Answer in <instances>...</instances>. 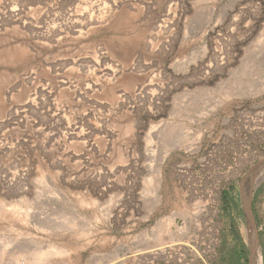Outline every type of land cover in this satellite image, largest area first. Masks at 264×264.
<instances>
[{"label": "rangeland", "instance_id": "374dc122", "mask_svg": "<svg viewBox=\"0 0 264 264\" xmlns=\"http://www.w3.org/2000/svg\"><path fill=\"white\" fill-rule=\"evenodd\" d=\"M231 226L264 264V0H0V264H216Z\"/></svg>", "mask_w": 264, "mask_h": 264}, {"label": "flooded vegetation", "instance_id": "af4514ba", "mask_svg": "<svg viewBox=\"0 0 264 264\" xmlns=\"http://www.w3.org/2000/svg\"><path fill=\"white\" fill-rule=\"evenodd\" d=\"M255 199L256 197L252 201ZM253 218L254 222L258 225L259 217L253 216ZM227 232L229 238L224 237L216 250V264H252V256L251 260L249 258L251 251L250 243L246 239V236L245 238H241L238 231L232 226L228 228ZM259 245L262 246L261 240Z\"/></svg>", "mask_w": 264, "mask_h": 264}, {"label": "bare ground", "instance_id": "6f19581e", "mask_svg": "<svg viewBox=\"0 0 264 264\" xmlns=\"http://www.w3.org/2000/svg\"><path fill=\"white\" fill-rule=\"evenodd\" d=\"M78 24H81V25H83L84 23H82V22H79ZM90 24H92V23H90ZM78 26V25H77ZM87 26H89V25H87ZM80 27V26H79ZM254 179H252L253 181H251V183L252 182H257V181H259V178L256 176H254L253 177ZM248 192V191H247ZM250 232V231H249ZM249 232L247 233V234H249ZM252 235H253V233H252ZM250 238V237H249ZM255 240V239H254ZM248 242L250 243V248H251V256H252V264H261V262H260V257H259V251H258V249H257V246L253 243V241L251 242L250 241V239L248 240ZM56 253V250L55 251H53V250H50V251H48L47 253H40V252H37L34 256H35V258H34V260L36 261V260H38V259H40L44 254L47 256V255H53V254H55ZM34 264H37V262L35 263L34 262Z\"/></svg>", "mask_w": 264, "mask_h": 264}, {"label": "water", "instance_id": "95a60500", "mask_svg": "<svg viewBox=\"0 0 264 264\" xmlns=\"http://www.w3.org/2000/svg\"><path fill=\"white\" fill-rule=\"evenodd\" d=\"M246 211H247V213H248V216H250L249 206H247ZM249 220H250V217H249ZM250 222H251L252 226H254V225H253V220H252V219L250 220ZM254 236H255V234H254Z\"/></svg>", "mask_w": 264, "mask_h": 264}]
</instances>
